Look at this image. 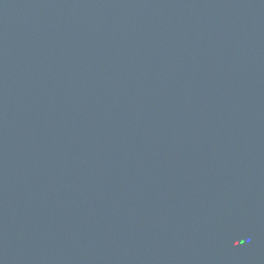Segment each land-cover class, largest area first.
Segmentation results:
<instances>
[{"label": "water", "instance_id": "water-1", "mask_svg": "<svg viewBox=\"0 0 264 264\" xmlns=\"http://www.w3.org/2000/svg\"><path fill=\"white\" fill-rule=\"evenodd\" d=\"M0 264H264V0H0Z\"/></svg>", "mask_w": 264, "mask_h": 264}]
</instances>
